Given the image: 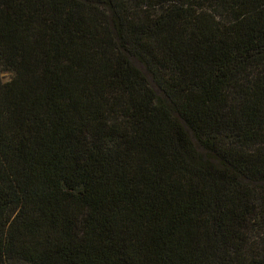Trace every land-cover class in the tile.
Here are the masks:
<instances>
[{
  "label": "trees",
  "instance_id": "trees-1",
  "mask_svg": "<svg viewBox=\"0 0 264 264\" xmlns=\"http://www.w3.org/2000/svg\"><path fill=\"white\" fill-rule=\"evenodd\" d=\"M0 264H264V0H0Z\"/></svg>",
  "mask_w": 264,
  "mask_h": 264
},
{
  "label": "rangeland",
  "instance_id": "rangeland-1",
  "mask_svg": "<svg viewBox=\"0 0 264 264\" xmlns=\"http://www.w3.org/2000/svg\"><path fill=\"white\" fill-rule=\"evenodd\" d=\"M3 76H4V79H5V80H9V79H11V77H12V75H11L10 72H5V73H3Z\"/></svg>",
  "mask_w": 264,
  "mask_h": 264
}]
</instances>
